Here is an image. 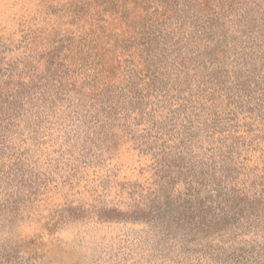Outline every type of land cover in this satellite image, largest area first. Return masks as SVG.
I'll return each mask as SVG.
<instances>
[{"label":"rangeland","instance_id":"374dc122","mask_svg":"<svg viewBox=\"0 0 264 264\" xmlns=\"http://www.w3.org/2000/svg\"><path fill=\"white\" fill-rule=\"evenodd\" d=\"M101 1L0 0V264H264V0L193 6L146 95Z\"/></svg>","mask_w":264,"mask_h":264},{"label":"trees","instance_id":"16d2710c","mask_svg":"<svg viewBox=\"0 0 264 264\" xmlns=\"http://www.w3.org/2000/svg\"><path fill=\"white\" fill-rule=\"evenodd\" d=\"M108 1V5L104 6L103 10H112L113 12H117L116 9V2L118 0H102L99 2L105 3ZM122 4L124 5V1L122 0ZM220 1V0H218ZM136 4L139 5L140 8V14L137 17L132 16L131 18H128V13L126 10L123 9L121 11L120 17L126 18L125 22V28L120 30L121 37L115 35L114 41L112 43V50L111 51H120L121 53H125L126 51H129L133 44L136 45V47L140 48L138 52V57L142 61V68L141 70L144 71L145 76H149V82L146 84L147 91L145 93L148 94L149 87L151 89L158 88L159 86H165L166 81H164L165 77H167V74H164L163 71L160 72L161 65L166 66L167 61V55L175 53L176 57L180 55V51L182 46L180 45L179 39L174 40V36L172 35V30L167 29V27H171L172 24H178L177 27L180 29L182 25L184 24L186 18L189 15L191 8L197 4H203L202 7H200L203 12L204 16L207 17L205 20L210 21L209 25L205 26L204 23H202L201 27L204 29L203 33L206 34V37H210L213 33H217L218 39L220 36H223L222 40L218 41H224L225 34L223 28L219 27L218 22V13L212 9V7L209 5L207 0H202L199 2V0H157L154 2V0H140L135 1ZM158 3V5H157ZM155 4V7L153 10H150L151 6ZM234 2L230 1L228 3V8H230L231 5H233ZM160 5V8L157 9V7ZM162 8V9H161ZM161 9V12L159 10ZM200 9V10H201ZM212 10V11H211ZM217 13L215 16L214 14ZM213 14V15H211ZM201 16H196L195 20L199 19ZM172 18H175V22L173 23L171 21ZM167 26L163 27L164 24ZM251 23V22H249ZM249 27V26H248ZM213 28V30H211ZM128 35V36H127ZM114 36L112 33H108V36L105 37L103 42L98 43L97 49L94 60H96L97 65L101 63L102 67L104 68L105 76L104 78L110 79L113 77L115 66H112L110 63H105L103 61V55L108 49H105L103 46V43L106 42L109 39V37ZM173 40V43H170V41ZM219 42V43H221ZM95 45L92 46V48ZM220 44L216 45L214 48L210 49L208 52H205L203 55L208 57V60H217V55H220L224 57L225 51L224 47L220 48ZM219 48V49H218ZM218 49V50H217ZM101 51V55L99 56V52ZM79 52V49L77 50ZM189 52L192 53L193 50L189 49ZM113 54V53H112ZM199 55L202 53H198ZM199 55H195L194 57L188 58V61H191L192 59L196 58ZM91 56L90 53H82L80 52L77 55L76 60H80V62H86L87 59ZM99 56V57H98ZM185 57H181L180 62L185 64ZM93 61V60H92ZM95 62V63H96ZM163 62V63H162ZM103 68L102 71L103 72ZM136 76V74H134ZM151 76V77H150ZM136 78H138L136 76ZM168 78V77H167ZM140 80V78H139ZM163 80V81H162ZM137 81L131 82V87H134V95L137 97L143 96L141 95L142 90L138 89L136 87ZM145 90V89H144ZM234 208L237 207V210L239 213L246 208H250L251 210L255 209L253 205H238V203L234 204ZM238 205V206H237ZM209 209L203 212L202 219L204 220L209 213Z\"/></svg>","mask_w":264,"mask_h":264}]
</instances>
